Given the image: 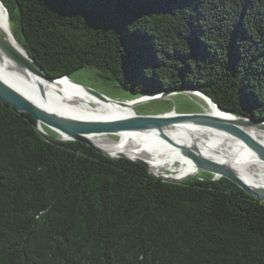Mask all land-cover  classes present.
Returning <instances> with one entry per match:
<instances>
[{"label": "trees", "instance_id": "obj_1", "mask_svg": "<svg viewBox=\"0 0 264 264\" xmlns=\"http://www.w3.org/2000/svg\"><path fill=\"white\" fill-rule=\"evenodd\" d=\"M2 1L50 77L96 69L132 98L196 88L264 120V0ZM199 175L51 140L0 100V264H264V202Z\"/></svg>", "mask_w": 264, "mask_h": 264}, {"label": "water", "instance_id": "obj_2", "mask_svg": "<svg viewBox=\"0 0 264 264\" xmlns=\"http://www.w3.org/2000/svg\"><path fill=\"white\" fill-rule=\"evenodd\" d=\"M0 2L4 5V8L9 11L5 3L2 0H0ZM9 24L7 18L6 27L9 36L2 31L0 27V59L4 58V61L8 62L7 68L12 69L15 76H11L5 71H0V100L11 108L16 109L19 113L31 115L36 120L39 131L49 139L59 142H79L90 147L96 153L110 159H127L142 164L147 167L149 173L154 176L171 181H182L180 178L169 177L167 174L161 175L152 172L147 161L143 159L131 158L122 154L113 156L95 145L89 138L91 135L104 134L114 140L119 137L120 133L154 131L156 134H153L157 138L164 140L169 146L181 150L199 170L198 175L200 171H202L211 174L213 176V181L225 178L236 184L248 195L264 202V189L252 186L251 183L239 173L236 166L232 167L231 165L225 164L226 162L224 161L210 159L213 158V156L208 155L207 149L204 150L205 152L201 149H191L165 134V129L178 126L211 131L219 134V136L225 139L235 142L239 147L247 149L248 152H251L261 163H264V142L261 140V137L264 136V120L257 121L253 118L242 117L222 109L208 94L196 88H181L168 92L146 94L136 98L131 97L130 99L120 101L111 99L74 81L71 77L76 72L72 75H62L55 78L50 77L24 49L16 37L14 42L10 39L12 36L10 29L13 34L14 32L11 24L9 29ZM16 77H20L21 79L38 78L44 83H57L65 80L76 89L86 90L98 100L106 102L109 105L127 108L130 113L123 117L107 120H84L60 115L50 111L51 107L47 105L42 108L33 103L31 100L33 95L30 89L23 81ZM181 93L188 94L190 97H192L190 94H193L195 98L199 99L201 104H198L201 106L202 111L198 113H178L172 109L171 111L161 114L146 115H139L136 111L137 106L152 101L167 99ZM40 99L45 100L44 92H41ZM204 102L212 104L216 110L208 112L203 106ZM43 126L57 133V136L46 132ZM256 133L259 136H256ZM191 136L190 133L189 137L191 138ZM198 175L189 177L195 178Z\"/></svg>", "mask_w": 264, "mask_h": 264}, {"label": "bare ground", "instance_id": "obj_3", "mask_svg": "<svg viewBox=\"0 0 264 264\" xmlns=\"http://www.w3.org/2000/svg\"><path fill=\"white\" fill-rule=\"evenodd\" d=\"M7 18L9 24V11L0 2V27L8 35L6 27ZM10 32L12 35L10 39L14 42L15 36L11 29ZM7 65L8 62L4 61V58L0 59V71H5L11 76H15L13 70L8 69ZM16 78L23 81L30 89L33 95L31 98L33 103L42 108L47 105L51 107L50 111L60 115L84 120H107L123 117L130 113L127 108L109 105L106 102L98 100L86 90L76 89L65 80L57 83H44L38 78ZM41 92H44L45 100L40 99ZM205 108L208 112L216 110L212 104H208L207 102L205 103ZM153 133L156 134L154 131L120 133L119 137L114 139L116 141L104 134L91 135L89 138L95 145L113 156L122 154L147 161L150 170L156 174L161 171L163 166L177 162L185 170L183 172L180 171L178 175H175V178H179L182 175L188 177L195 176L198 169L193 162L181 150L169 146L167 142L157 138ZM190 133L192 135L191 138L189 137ZM165 134L191 149H201L202 151L207 149L208 155L213 156L210 159L224 161L226 162L225 164L232 167L236 166L239 173L252 186L264 189V163H261L247 149L236 145L235 142L211 131L183 128L180 126L165 129ZM256 136L259 135L256 133ZM261 140L264 142V136L261 137Z\"/></svg>", "mask_w": 264, "mask_h": 264}, {"label": "rangeland", "instance_id": "obj_4", "mask_svg": "<svg viewBox=\"0 0 264 264\" xmlns=\"http://www.w3.org/2000/svg\"><path fill=\"white\" fill-rule=\"evenodd\" d=\"M74 81L93 89L94 91L101 93L111 99L114 100H127L131 98V95L128 91L124 90L112 79H106L103 77V73L99 70L92 68H84L80 71L76 72L71 77ZM181 93L176 94L170 98L152 101L145 103L143 105L137 106L136 111L139 115L146 114H161L172 109L178 113H198L201 112V101L194 97L193 94ZM205 107V103L203 105ZM119 140V139H117ZM185 168L178 164L177 162L168 164L163 166L161 171L158 174H167L169 177H175L181 172H183ZM199 170L196 175H198ZM194 174V175H195ZM206 172L200 173L199 176H206ZM182 175V174H180ZM183 176V177H182ZM180 179L185 180L189 178L188 176L182 175Z\"/></svg>", "mask_w": 264, "mask_h": 264}]
</instances>
